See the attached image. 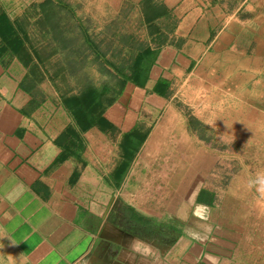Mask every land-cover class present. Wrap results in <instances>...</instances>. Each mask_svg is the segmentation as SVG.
Here are the masks:
<instances>
[{
	"label": "crops",
	"instance_id": "obj_1",
	"mask_svg": "<svg viewBox=\"0 0 264 264\" xmlns=\"http://www.w3.org/2000/svg\"><path fill=\"white\" fill-rule=\"evenodd\" d=\"M98 31L138 51L107 124L87 127L65 103L98 88L80 79ZM176 100L264 121V0H0V264H248Z\"/></svg>",
	"mask_w": 264,
	"mask_h": 264
},
{
	"label": "rangeland",
	"instance_id": "obj_2",
	"mask_svg": "<svg viewBox=\"0 0 264 264\" xmlns=\"http://www.w3.org/2000/svg\"><path fill=\"white\" fill-rule=\"evenodd\" d=\"M29 28V25H20L18 31L26 30L29 37ZM100 33L98 31L97 40L89 41L97 48L96 71H88L85 77L82 73L80 79L98 83L96 89L102 92L103 101H106L110 96L115 98L120 94L124 75L131 74L129 70L138 49H131L132 40L116 41L104 38ZM26 42L40 47L47 41L29 38ZM70 42L74 44L76 41ZM117 43L127 46L126 56L122 46L118 51L123 55L117 53ZM238 104H213L208 111L209 119L203 121L198 120L194 112L204 106L197 108L196 104L181 100H176L175 106L187 118L192 135L214 151V169L211 174L209 167V177L205 180L215 193L219 213L232 221L240 260L248 264H264V121L252 106L239 110ZM229 108L232 109L230 113Z\"/></svg>",
	"mask_w": 264,
	"mask_h": 264
},
{
	"label": "trees",
	"instance_id": "obj_3",
	"mask_svg": "<svg viewBox=\"0 0 264 264\" xmlns=\"http://www.w3.org/2000/svg\"><path fill=\"white\" fill-rule=\"evenodd\" d=\"M155 53L153 51H145L143 55L136 58L134 64L133 78L134 84L137 86H143L147 80L149 69L155 61ZM121 72V71H120ZM161 85L155 87L156 91H160ZM114 97L110 96L109 99L103 101L102 92L98 90L88 89L84 94L79 97H72L66 99L65 107L74 117H81L83 115V120L81 118H76L78 122L86 124L88 127L92 123L93 114L98 111V124H107V121L103 117V113L106 108H108ZM80 114V115H79ZM76 120V121H77ZM85 120V121H84Z\"/></svg>",
	"mask_w": 264,
	"mask_h": 264
},
{
	"label": "clouds",
	"instance_id": "obj_4",
	"mask_svg": "<svg viewBox=\"0 0 264 264\" xmlns=\"http://www.w3.org/2000/svg\"><path fill=\"white\" fill-rule=\"evenodd\" d=\"M137 247H138V245H137Z\"/></svg>",
	"mask_w": 264,
	"mask_h": 264
}]
</instances>
